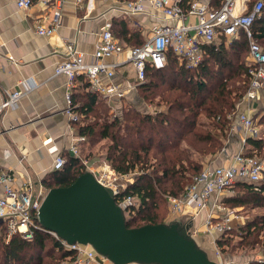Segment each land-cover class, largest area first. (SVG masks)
Instances as JSON below:
<instances>
[{
  "label": "trees",
  "instance_id": "1",
  "mask_svg": "<svg viewBox=\"0 0 264 264\" xmlns=\"http://www.w3.org/2000/svg\"><path fill=\"white\" fill-rule=\"evenodd\" d=\"M214 1L215 5H210L218 9L224 0ZM256 1H249L250 8ZM191 2L183 0L182 6L188 9ZM122 25L125 28L124 22ZM253 32L264 47V7L253 24ZM130 35L133 45L145 41L139 31ZM248 57L249 40L244 33L229 44L223 38L219 43L206 45L203 62L192 69L180 65L178 57L169 51L166 66L148 67L146 82L138 87L142 100L155 103V113L127 105L121 108V115L111 116L107 100L90 91L85 76L78 78L84 87L73 94V103L79 105L76 111L80 120L74 124L77 133L92 146L108 139L104 158L116 172L140 169L122 193L138 203L131 207L128 227L169 223L160 213L167 197L183 195L202 172L204 159L222 150L229 135L227 115L236 109L250 85ZM244 151L249 156H256L255 151L264 155V138L249 137ZM86 171L78 157L66 154L65 166L48 173L43 183L49 189L68 186ZM235 187V195L224 197L226 205L264 207V183L239 181ZM181 223L182 230L191 235L190 224ZM235 234L240 237L237 243L232 242ZM261 234L264 236V212L221 235L217 245L223 254L233 253L244 244L253 249L261 242L264 244ZM57 247L56 239L43 230H36L32 239L17 233L7 241L6 229L0 227V264H57L66 255ZM252 264L260 263L254 259Z\"/></svg>",
  "mask_w": 264,
  "mask_h": 264
},
{
  "label": "built area",
  "instance_id": "2",
  "mask_svg": "<svg viewBox=\"0 0 264 264\" xmlns=\"http://www.w3.org/2000/svg\"><path fill=\"white\" fill-rule=\"evenodd\" d=\"M39 1L49 12H43L37 23L36 30L40 35L56 33L62 23L63 8L66 0H16L21 9H30ZM147 0L127 1L122 3V10L127 14L146 13L151 9L161 10L164 17L177 20L176 24H159L154 27L153 35L141 45L125 46L114 33V21L107 18L99 33L96 50L90 61H86L84 54L79 51L75 43L66 44L64 59L55 68L57 75L67 77V108L66 113L70 121L75 124L80 120L73 103V90L80 76H85L93 91L108 97L110 100L122 99L126 94L146 82L148 67L160 69L167 64V55L172 51L188 69L198 67L205 57V46L216 42L219 38L226 39V44L237 40L244 33L249 40V57L246 64L249 66L251 81L242 101L261 100L264 93V47L254 38L253 24L263 11V0L256 1L250 8V0H224L218 9L212 8L203 0H192L190 7L182 6L183 0ZM83 5L84 0H77ZM189 16L196 17V22H186ZM180 21V22H179ZM123 55V59L115 63L108 59ZM132 63L135 69L133 80L125 85L120 83H105L115 76L118 65ZM3 98L0 101V121L7 109L15 107L23 97L24 92L14 89L0 90ZM115 107V104L112 103ZM239 104H237L238 106ZM118 112V111H117ZM116 112V114H117ZM118 115V114H117ZM234 118L235 126L241 131L244 145L249 137H257L260 128L255 115L249 110L236 109L230 113ZM234 128L231 129L233 133ZM86 141L83 135L78 136L71 146L72 155L78 157L85 168L93 172L96 178L107 187H110L117 198V202L126 211L133 212L132 196H122L129 185V173H118L105 162L96 167L82 155L77 142ZM51 153H58V149L51 147ZM66 164V157L58 153L54 160L53 170H59ZM14 175L10 171H0V185L4 194L0 196V227L6 229L7 241L14 234H21L25 239H32L36 230H43L53 236L58 242L57 249L63 250L66 255L57 264H115L108 257L100 254L91 244L73 242L60 237L56 232L45 229L39 220V209L47 191L35 189L31 177L20 186L14 184ZM239 181L260 184L264 182V161L256 156L245 154L244 147L238 151L228 164L214 165L208 163L201 173L194 177V181L187 187L181 196L169 195L172 221L183 215H196L206 209L204 232L214 237L218 264H239L224 260V254L217 246V236L243 224L246 216L240 214L237 208L226 205L224 197L229 195ZM212 200V205L209 201ZM191 234H198L195 229ZM215 234L217 236H215ZM264 264V252L256 259ZM139 264V263H127Z\"/></svg>",
  "mask_w": 264,
  "mask_h": 264
},
{
  "label": "crops",
  "instance_id": "3",
  "mask_svg": "<svg viewBox=\"0 0 264 264\" xmlns=\"http://www.w3.org/2000/svg\"><path fill=\"white\" fill-rule=\"evenodd\" d=\"M123 1L84 0L83 5H79L77 0H66L58 31L44 36L37 32L36 27L42 13L49 12V9L39 1H36L30 9H21L17 6L16 0H0V90L14 89L24 92L15 107L4 112L0 121V171H10L14 175L13 182L17 187L31 177L37 191L40 189L48 191L49 188L45 186L43 179L53 171L56 155L58 153H62L65 157L66 154L72 155L71 146L80 136L66 113L67 77L57 75L55 72L56 66L65 57L66 44L75 43L77 49L84 54L85 60L90 61L107 18L113 19L114 33L125 46H133L130 34L135 31H139L146 40L153 35L156 25L178 22L166 19L161 10L154 8L146 13L134 15L124 13L121 8ZM203 1L215 5V1L212 0ZM149 2L150 0H147L146 4ZM196 20V17L189 16L186 22L195 23ZM121 22H124L125 28ZM123 58V55H120L108 60L115 63ZM179 64L181 65L180 59ZM134 76L135 69L132 63H125L116 67L112 80L105 78L104 81L125 85L128 80H133ZM80 84L81 82L77 81L73 94L83 90L84 86ZM90 91H93L91 87ZM102 96L107 100L112 112H117L127 105L141 110L145 107L138 87L129 91L122 99L110 100ZM2 98L3 94L0 93V101ZM263 101L264 93L261 100L241 101L237 110H249L255 114L257 107ZM76 107L79 105L77 104ZM77 143L80 153L89 160L101 159L106 162L103 151L97 154L94 151L97 150L95 146L85 141ZM225 143L220 153L208 157L211 164H228L245 146L240 133L229 134ZM51 147L57 148L58 153H51ZM3 194V186L0 185V196ZM212 203L213 201L210 200L209 205ZM207 211L203 209L196 215H183L178 221L190 224L192 227L189 228L190 232L198 230V234L194 235L197 243L219 263L213 244L214 237L212 239L210 234L204 232ZM242 221L243 224L246 222V220ZM212 244L214 248L211 247ZM258 254L256 249H252L248 256L224 254V260L252 264Z\"/></svg>",
  "mask_w": 264,
  "mask_h": 264
},
{
  "label": "water",
  "instance_id": "4",
  "mask_svg": "<svg viewBox=\"0 0 264 264\" xmlns=\"http://www.w3.org/2000/svg\"><path fill=\"white\" fill-rule=\"evenodd\" d=\"M125 211L114 191L87 170L72 184L47 191L39 220L70 243L91 244L115 264H218L180 221L131 228Z\"/></svg>",
  "mask_w": 264,
  "mask_h": 264
},
{
  "label": "rangeland",
  "instance_id": "5",
  "mask_svg": "<svg viewBox=\"0 0 264 264\" xmlns=\"http://www.w3.org/2000/svg\"><path fill=\"white\" fill-rule=\"evenodd\" d=\"M222 39L223 38H219L216 41L219 43ZM143 103H144V106L145 107L142 109V111H148V112H152V113H155L156 112V107H155L156 105H155V103L145 102L144 100H143ZM259 104L260 103H257V105H259ZM161 107H162V109H164V106H161ZM157 108H160V107L157 106ZM111 111H112V109H111ZM121 113H122L121 110L118 109L117 114L118 115H121ZM254 113H255L254 115H255L257 124H258V126L260 128V132H259V135L258 136L264 138V123H262V118L264 116V101H263L262 104L259 105V107H257V110ZM117 114H116V112H112L111 116H114V115L116 116ZM228 118H229V116H228ZM228 125H229V127H228V132L229 133L228 134H231L230 131H231L232 128H234V130H235V131H233V133H235L237 135L239 133H241V131L238 129V127L235 126L234 118H231V119L229 118V124ZM226 140H225V142H226ZM105 143L106 144L109 143V140L108 139H104V140H101V141L96 142L95 144H93V146L96 147L95 149H97V150H94V151L97 154L98 153L101 154L102 151H103V153H106L107 147H106V144ZM225 145H226V143H225ZM225 145H224V147H225ZM224 147L222 148V150L224 149ZM221 151H219L218 153H220ZM255 154H256V157H258L259 159H261V160L264 161V155H262L261 151H255ZM90 160L93 161L92 164H94L96 167H99V166H102L103 164H105V162L102 161L101 159H99V160L90 159ZM210 162L211 161H209L208 158L207 159H204V166L206 164L210 163ZM138 174H140V169L138 167H137V169L135 171L130 172V174H129V178L130 179L128 181L129 184H131L132 182H134L135 176L138 175ZM262 183H264V182H262ZM236 193H237V189L235 187L234 190L230 193V195L231 194L232 195L233 194L235 195ZM133 203L134 204L137 203L136 200H134ZM237 211L240 214H242L243 216L245 215L246 216V219L245 220L248 221V220L254 218L256 215H258L260 213H263L264 212V207L263 208H248V207L247 208H244V207H238L237 208ZM160 213H161V216L163 217V219L166 220V222H172V221H170L171 209H170V204H169L168 200L165 201L162 204V207L160 209ZM131 214H133V213L130 212V211H128V212L125 211V216L126 217L130 216ZM190 227H191V225H190ZM215 236H217V235L215 234ZM218 238H220V236H217L216 239H218ZM263 238H264V236H263V234H261L260 239H263ZM212 239H213V237H212ZM239 240H240V237L238 235H236V234L232 238V242L233 243H237ZM246 245L247 244H244L242 247L237 248L233 253L230 252V254H227V255L238 256V257H241L242 255L248 256L250 250H252V249H251V247H247ZM214 246H213V244L211 245V247H213V248H214ZM253 249H256V253H259L258 255H260L261 253L264 252V244H262V242H261V243L255 245V248H253ZM216 258H217V256H216Z\"/></svg>",
  "mask_w": 264,
  "mask_h": 264
}]
</instances>
